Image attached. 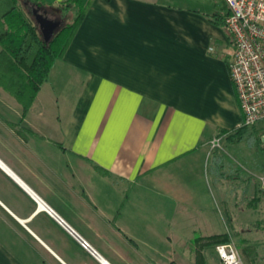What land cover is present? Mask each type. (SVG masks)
<instances>
[{"label":"crops","instance_id":"obj_1","mask_svg":"<svg viewBox=\"0 0 264 264\" xmlns=\"http://www.w3.org/2000/svg\"><path fill=\"white\" fill-rule=\"evenodd\" d=\"M84 1L72 43L25 116L0 86V264H196L195 237L235 232L257 246L262 264L264 241L251 236L264 223L248 216L264 213L256 202L264 176L239 201L214 176L213 158L209 192L200 174L220 129L244 122L228 29L225 52L220 27L182 0ZM257 131L264 147V125ZM34 196L98 257L53 215L36 212ZM144 209L181 217L179 230L190 234L179 250H143L128 216ZM213 250L208 264H222Z\"/></svg>","mask_w":264,"mask_h":264},{"label":"trees","instance_id":"obj_2","mask_svg":"<svg viewBox=\"0 0 264 264\" xmlns=\"http://www.w3.org/2000/svg\"><path fill=\"white\" fill-rule=\"evenodd\" d=\"M29 3L41 6L53 4L47 0H0V86L22 104L23 116L31 109L42 86L49 81L53 66L67 52L89 4L84 0H64L59 3L60 18L56 21L60 26L47 41L35 15L32 14L34 20L28 15L33 10ZM225 17L226 14L217 12L209 15V20L226 27ZM253 126L243 123L233 129H220L217 137L225 138L232 143L241 142L246 136L253 139V132L257 131L250 130ZM20 129H24L23 126L20 125ZM213 162L214 171L223 176L220 171L225 164L218 151L213 153ZM95 167L101 173L107 174L102 167L98 165ZM259 200L260 197L257 196V203ZM235 237L237 245L250 260L248 264H257L259 252L257 246L241 237L239 232L195 237L192 244L196 251V264H208L206 250L220 244L231 243Z\"/></svg>","mask_w":264,"mask_h":264},{"label":"rangeland","instance_id":"obj_3","mask_svg":"<svg viewBox=\"0 0 264 264\" xmlns=\"http://www.w3.org/2000/svg\"><path fill=\"white\" fill-rule=\"evenodd\" d=\"M181 3L183 4V7L191 10H197L199 11V13H201V15H212L217 11L221 12L223 15L226 13V5H222L219 0H182ZM29 7L31 9H38L40 13L51 19L59 20L60 18V7L58 6L52 8L49 5L41 6L39 4L29 3ZM75 10L76 8L74 7L73 12H75ZM32 14H34L33 10L29 12L28 15L31 20H34ZM213 25L217 26L214 23ZM219 27L222 33L225 35V39L220 45V50H224L225 52H227L231 46L229 44L231 42L230 36L227 32V27ZM213 43H215V41ZM262 125H264V121H260L255 126L251 127L250 130L256 131L257 127L259 128ZM253 133V139L252 137L246 136L245 139H243L241 142L232 143L226 141L225 138H222L220 147L207 149L204 164L202 166L200 174L203 178L204 188H206L208 192L210 191L209 183L210 178L212 177L210 164L213 158L214 151H218L220 156L223 157V163L225 164L224 168L220 171L224 174L223 176L226 179V188H223L224 191L228 192V196L230 198L235 197V199L243 200V198L246 197L247 199H250V197L253 195L254 185H257V180L261 183L262 181L260 178L264 176V147L260 143V138L262 139V137L259 133V138L257 139V131ZM214 176H220L219 172H215ZM200 187L203 188L202 185H200ZM215 190L214 192H216ZM155 201L156 200H151L150 202L153 203ZM232 201L233 199L231 200V202ZM259 202H262V205L264 206V197L261 201L259 200ZM214 204L216 207L217 203L215 202V200ZM143 212L144 213L142 215L135 214L132 217L128 216L129 219L131 218V224L134 229V231H132L133 234L140 240H142L141 244L143 245V250H149L150 254L152 255L153 253L156 257V251H160L161 253H163L170 250H179V240L185 239L190 234L183 229L179 230L180 227L177 223V220L180 221L181 217L174 213L172 209H168L166 213H164L165 215H161V211L156 212V210L152 209H144ZM141 218L143 219V222L140 221ZM237 218L243 220V215ZM248 218H250L252 221H257L260 219V226L262 225V223H264V213L259 211L252 212L250 216H248ZM254 229L255 234L252 233L253 235H250L251 238L253 240L257 238L264 241V232L259 231L262 228L256 226ZM218 230H220L219 232H223V230H227V228L221 222V227ZM171 234L175 236L173 244H170L169 241V235ZM254 242L257 243L256 240H254ZM231 243H233L237 248L244 264L250 263L249 258L246 257V253H244V251L237 245V240H234ZM148 245L149 248H147ZM217 246H215L212 253H216V255H219L217 252ZM219 259L221 260L220 256ZM171 263L172 262H170L169 264ZM262 264H264V259L262 261Z\"/></svg>","mask_w":264,"mask_h":264},{"label":"built area","instance_id":"obj_4","mask_svg":"<svg viewBox=\"0 0 264 264\" xmlns=\"http://www.w3.org/2000/svg\"><path fill=\"white\" fill-rule=\"evenodd\" d=\"M228 13L225 24L230 32L232 51L229 70L237 89L244 122L253 126L264 121V0H226ZM222 138L214 137L211 148L221 146ZM264 181V179H263ZM37 201L36 212L47 211L94 256L97 253L90 244L72 230L60 216L34 196ZM217 252L223 264H244L233 243L220 244Z\"/></svg>","mask_w":264,"mask_h":264},{"label":"water","instance_id":"obj_5","mask_svg":"<svg viewBox=\"0 0 264 264\" xmlns=\"http://www.w3.org/2000/svg\"><path fill=\"white\" fill-rule=\"evenodd\" d=\"M33 13L45 39L48 41L53 36L54 32L59 28L60 23L54 19L44 16L38 9H33Z\"/></svg>","mask_w":264,"mask_h":264}]
</instances>
